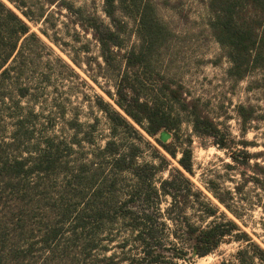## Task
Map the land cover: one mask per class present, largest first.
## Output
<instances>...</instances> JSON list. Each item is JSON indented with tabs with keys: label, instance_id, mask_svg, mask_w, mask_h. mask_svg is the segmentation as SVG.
<instances>
[{
	"label": "trees",
	"instance_id": "1",
	"mask_svg": "<svg viewBox=\"0 0 264 264\" xmlns=\"http://www.w3.org/2000/svg\"><path fill=\"white\" fill-rule=\"evenodd\" d=\"M7 1L33 24L48 20L44 5L66 11L69 22L97 44L102 64L114 72L116 81L114 95L104 91L111 102L95 96L109 134L103 146L90 151L89 159H82L80 149L71 157L75 146L93 144L90 131H82L76 119L66 121L73 130L68 139L53 134L31 144L22 117L16 119L10 142L0 144V264H176L205 257L231 237L245 243L237 253L249 254V261L239 258L241 264L254 259L264 263V249L225 214L240 220L252 204L247 185L264 188V150L249 152L247 148L256 145L229 139L204 103L187 96L180 83L156 72L157 83L146 86L141 76L153 73L149 62L157 60V50L167 40L149 1L103 0L106 20L66 0H37L35 5H40L35 9L28 4L31 0ZM205 6L209 35L228 62L227 80L237 84L257 71L260 77L251 84L264 88V0H206ZM119 13L128 17L133 13L138 21L139 43L123 53L122 70L117 56L127 25ZM40 32L57 44L58 37ZM71 39L79 41V33L74 31ZM35 48H44L41 39L0 0V100L12 92L4 88L7 82L17 97L31 94L18 81L40 55ZM81 49L88 54L89 45L83 43ZM89 60L84 61L88 67ZM235 111L244 137L247 124L257 118L254 108L239 104ZM184 121L194 134L226 152L230 160L226 170H236L239 176L229 179L232 187L210 178L204 183L207 193L193 188L186 176L193 175L189 145L178 157L177 149L160 139L161 132L173 133ZM144 146L152 148L156 163L139 162ZM166 156L177 166L168 169ZM163 171L168 176L157 177ZM120 229L126 235H119Z\"/></svg>",
	"mask_w": 264,
	"mask_h": 264
},
{
	"label": "rangeland",
	"instance_id": "2",
	"mask_svg": "<svg viewBox=\"0 0 264 264\" xmlns=\"http://www.w3.org/2000/svg\"><path fill=\"white\" fill-rule=\"evenodd\" d=\"M2 1L29 25L31 31L35 32L43 42L44 48H35L39 50L40 55L33 58V62L18 81L20 85L29 87L31 93L29 96L19 98L8 82L4 84V88L12 92L5 94V97L0 100V144L10 142L11 134L17 127L16 119L22 117L25 118L23 129L31 133V144L40 143L43 137L53 134L68 139L73 130L69 128L66 121L76 119L82 124V131H90L93 144L82 142L80 147L75 146L73 148L75 152L71 157H76L78 151L82 150L84 153L82 159H89L90 151L103 146L109 134L108 121L105 115L96 108L94 100L98 95L111 102L104 91L108 90L114 95V82L116 81L114 72L104 67L99 57L97 44L89 34H84L69 22L66 11L58 12L57 7L44 5L48 20L33 24L23 18L7 0ZM36 1L31 0V4L28 2L29 6L33 9L37 8L40 4L35 5ZM66 1L75 7H84L86 11L94 12L106 20L101 11L103 0ZM148 1L153 7L156 19L164 25L167 40L165 47L157 50L160 52L157 60L153 59L149 62L153 73L141 76L146 86L157 83L153 76L156 72L164 80L180 83L187 96L199 98L204 103L205 111L216 121L229 139L235 142L245 139L256 145L248 147L249 152L264 150V88H255L251 84V81L260 77V73L255 71L237 84L227 80L225 71L228 62L223 56L222 49L207 30L206 0ZM119 16L127 25L123 34L124 46L117 56V60L120 61L118 63L120 70H122L123 53L139 43L138 21L133 17V13L129 17L122 16L120 13ZM40 29L51 38L54 35L58 37L57 44L42 35ZM74 31L79 33V41L71 39ZM83 43L89 45L88 54L81 49ZM68 55L73 57L80 66L72 63ZM57 57L68 66L57 61ZM87 57L90 59V67L84 63ZM96 63H99L101 68H98ZM239 104L252 106L255 111L254 115L257 117L247 124L244 137H242L240 120L235 111ZM89 125L94 127L90 129ZM168 135L166 143H170L177 149L178 157L182 148L187 145L190 147L193 175L186 174V176L194 189L207 193L204 183L210 178L216 179L218 183L226 187H232L230 178L239 179L236 170L235 172L226 170L224 166L225 163L230 162L226 152L215 147L210 139L194 134L187 121L181 123L175 132L168 133ZM81 137L82 134H79L78 138ZM145 138L151 146L157 147L152 139L147 136ZM142 149L139 162H157L153 158L152 148L144 146ZM159 150L164 154L160 148ZM4 153L8 154L9 151L5 149ZM166 157L170 163L168 169L177 166L174 160ZM167 176L168 171H163L158 173L157 177ZM245 191L252 204L241 214L240 220L235 219L221 206L220 210L225 211L227 218L234 220L253 242L264 249V188L248 184ZM162 207H165V204H162ZM119 235H126V232L120 229ZM244 247L243 241L231 237L225 239L205 257H194L190 261H178L176 264H241L239 258L249 259V254L238 255L237 253ZM112 249L116 253L119 251L114 246ZM251 264L264 263L254 259Z\"/></svg>",
	"mask_w": 264,
	"mask_h": 264
},
{
	"label": "water",
	"instance_id": "3",
	"mask_svg": "<svg viewBox=\"0 0 264 264\" xmlns=\"http://www.w3.org/2000/svg\"><path fill=\"white\" fill-rule=\"evenodd\" d=\"M168 133L167 132H165V131H163V132H161L160 133V139H161V141L162 142H166V139L168 138Z\"/></svg>",
	"mask_w": 264,
	"mask_h": 264
}]
</instances>
